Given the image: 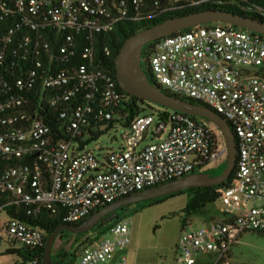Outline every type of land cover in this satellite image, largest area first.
Here are the masks:
<instances>
[{
	"label": "built area",
	"instance_id": "1",
	"mask_svg": "<svg viewBox=\"0 0 264 264\" xmlns=\"http://www.w3.org/2000/svg\"><path fill=\"white\" fill-rule=\"evenodd\" d=\"M222 2L0 0V20L12 21L0 32V264L2 244L18 257L10 264H41L47 234L27 219L44 211L75 223L119 197L224 163L223 136L215 148L205 119L150 103V113L134 114L140 100L119 86L111 48L98 45L120 23ZM141 65L157 86L219 113L237 141L219 216L184 228L175 264H246L234 262L233 246L264 232V35L200 24L146 44ZM117 125V149L101 157L82 146ZM130 223L120 215L108 224L111 237L68 264H129Z\"/></svg>",
	"mask_w": 264,
	"mask_h": 264
},
{
	"label": "water",
	"instance_id": "2",
	"mask_svg": "<svg viewBox=\"0 0 264 264\" xmlns=\"http://www.w3.org/2000/svg\"><path fill=\"white\" fill-rule=\"evenodd\" d=\"M216 22L233 24L264 35V20L255 16L217 8L192 11L165 18L129 35L115 57V70L117 82L126 93L214 123L219 128L228 151L222 169L216 173L194 171L164 181L117 198L94 211L81 223L60 224L47 235L41 264H60L61 261L56 259L54 255V246L57 238L65 231L72 234H87L117 219L121 212L134 204L155 200L190 188L221 185L231 177L236 165L238 148L230 123L209 106L192 102L157 86L151 81L141 65V56L146 44L180 30Z\"/></svg>",
	"mask_w": 264,
	"mask_h": 264
},
{
	"label": "rangeland",
	"instance_id": "3",
	"mask_svg": "<svg viewBox=\"0 0 264 264\" xmlns=\"http://www.w3.org/2000/svg\"><path fill=\"white\" fill-rule=\"evenodd\" d=\"M147 103L157 105L150 101H139V105L143 108L141 114L151 112ZM208 123L213 131L221 134L214 123ZM122 133L120 125L109 128L103 131L98 139L87 143L85 149L92 150L96 154H100L101 157L105 156L110 150L117 149L121 145ZM151 142L153 140L148 137L141 146ZM222 164H210L203 171L219 172L222 169ZM189 196L190 192H185L155 204H151V200L143 201L129 206L121 212V216H125L131 222L130 243L123 250L129 264H175L177 244L184 228H197L205 223L210 216H219L221 209L219 200L208 202L201 212L186 211ZM3 216L5 215L3 214ZM107 228L108 224L87 234H72L65 231L55 242V258L61 262L65 261L76 247L88 237L94 239L96 236L93 244L111 237ZM5 249L6 244H2L1 252L4 256L1 259L3 264H10L18 260L17 255H7ZM60 252L63 253L59 258L56 257ZM232 253L234 262L264 264V233L246 232L242 234L233 246Z\"/></svg>",
	"mask_w": 264,
	"mask_h": 264
},
{
	"label": "trees",
	"instance_id": "4",
	"mask_svg": "<svg viewBox=\"0 0 264 264\" xmlns=\"http://www.w3.org/2000/svg\"><path fill=\"white\" fill-rule=\"evenodd\" d=\"M208 8L224 9V10H228V11L235 12V13L255 16L261 20H264V0H223L221 4H208V5L183 9L179 11H174V12L162 15L154 19L142 21L140 23H131V22L120 23L113 32L107 35H104V36H100L99 38L100 40L98 42L99 48L104 45H108L111 48L112 57H111L110 66L114 73L115 78H116L115 57L117 53L119 52L123 42L129 35L147 26H151L152 24L159 22L165 18H168L171 16H178V15H182V14L189 13L192 11L203 10V9H208ZM11 22H12L11 19L0 20V32L5 30L7 27H9ZM145 71L149 75V77H151L150 70L146 69ZM184 98L192 102L201 103L191 98H187V97H184ZM137 100H140L141 102L146 101L143 99L133 97V101H137ZM148 107L150 106L148 105ZM142 109L143 108L140 105H135V109L133 113L134 114L140 113ZM213 136L215 139L214 142H215V148H216L217 146L216 144L218 143V134L213 131ZM89 142L90 141L83 142L82 146H85ZM233 178H234V174H232L231 177L226 182L222 183L221 185H217L213 187H203V188H190V189H187V190L175 193V194H171V195H168L162 198L151 200L150 202L151 204H155L169 197L176 196V195H179L185 192H190L189 200H188L185 210L192 211V212H201L208 202H214L219 199L221 189L224 188L225 186L230 185ZM11 212L12 214L15 215V212L13 210H11ZM85 219L80 220L75 223H81ZM27 220L30 222H33L34 224L44 229L47 235L50 234V232L53 231L57 226L64 223L59 215L51 214L46 211L38 215L37 218H35L34 220H31V219H27ZM46 239H47V236L45 238V242H46ZM94 240H96V236L94 237V239H92L91 237H88L82 243L83 245L81 244L78 247H76V249L70 254V256L65 261H62V262L66 264L70 263L71 261L73 262L80 254L82 248L86 245L93 244ZM44 246H45V243L41 249V255H40L41 261H42L43 254H44ZM62 253L63 252H60L59 255L56 257L59 258Z\"/></svg>",
	"mask_w": 264,
	"mask_h": 264
}]
</instances>
